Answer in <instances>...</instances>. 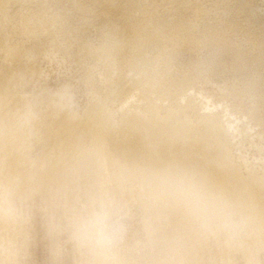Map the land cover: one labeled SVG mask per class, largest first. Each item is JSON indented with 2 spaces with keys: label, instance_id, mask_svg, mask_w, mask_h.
Returning a JSON list of instances; mask_svg holds the SVG:
<instances>
[{
  "label": "bare ground",
  "instance_id": "1",
  "mask_svg": "<svg viewBox=\"0 0 264 264\" xmlns=\"http://www.w3.org/2000/svg\"><path fill=\"white\" fill-rule=\"evenodd\" d=\"M65 1L81 26L109 28L98 45L87 39L77 46L78 54L93 63L84 69L93 96L85 111H75L57 95L39 116L21 89L22 67H13L14 60H24L26 71L36 78V51L17 50L4 27L18 32L24 25L23 34L36 43L42 23L55 17L46 0H0V264H12L18 256L14 248L22 222L15 202L36 198L48 207L60 204L69 214L67 225L77 235L83 264H124L126 251L112 250L114 237L106 229V216L114 207L139 209L150 249V254L145 251L147 264H207L212 252L220 254V263L234 264L230 253L239 251L248 253L247 264H258L255 254L264 248V172L258 177L248 168L245 175L235 165L233 115L216 111L206 97L193 92L191 77L175 81L169 61L172 45L190 46L199 39L231 54L228 46L219 45L214 11L208 13L210 8L200 7L197 0L190 13L188 0ZM246 2L216 1L215 11L238 19L246 14ZM186 13L197 22L187 20ZM259 25L261 30L249 38L254 63L264 62V22ZM44 26L40 33L53 43L59 38L56 29ZM12 67L16 71L9 75ZM102 68L105 76L99 79L96 73ZM31 138L44 145L37 157L31 154Z\"/></svg>",
  "mask_w": 264,
  "mask_h": 264
},
{
  "label": "rangeland",
  "instance_id": "2",
  "mask_svg": "<svg viewBox=\"0 0 264 264\" xmlns=\"http://www.w3.org/2000/svg\"><path fill=\"white\" fill-rule=\"evenodd\" d=\"M188 1L189 3H191L190 1H192L191 6L189 5L190 9L188 10V12L190 13L193 7L195 6V2L193 0H188ZM197 1L199 2V4L202 3L203 6L200 4V7L203 8L206 7L205 9L210 8L209 10L211 11L209 12V10H207L208 13H211L213 11L216 12L214 5L216 1L217 3L220 2V0H200L201 2L199 0ZM243 1L244 2L247 1L246 2L247 9H245L246 14L244 16H241V18H238L239 20L237 18L227 19L225 15H224L225 18H222V15L218 12L216 13L213 12V14L211 13L214 18L215 17L217 18L218 15L219 16L221 15L220 18L219 17L217 18V21L215 18L214 20L215 23L213 21L214 24H217L216 28L218 29V35H219L218 40L219 41L221 40L220 44L219 41H217L218 44L222 45L223 43L224 46H228V48L233 50L234 52L230 51L228 53V54L231 53L230 55H227L226 53L222 54L220 52L221 51L220 48L217 45L214 46L209 44L208 46L203 39L201 40L199 39L200 41L198 40V42H200V44L196 41L197 42L196 44L194 43L191 44L190 46L183 43H178V45H172V47H170L171 57L169 55V61L172 66L171 69H173L172 72H175L172 73L174 75L175 81L179 82L180 80H184L186 78L191 77L190 79H193L192 82L194 81L192 85L193 92H196L199 95L206 97L207 100L210 102V107L215 108L216 111L223 112L224 114L230 113L231 115H233V120L235 122V127L237 129V132L235 133V138H236L234 140L235 143H233V146H231L233 147L231 150L232 151L231 156L233 158V162L236 163L235 165L237 167L240 166L239 169H242L241 172H243V174L247 175L248 168L249 169L254 168L255 169V170L253 169L254 172L257 175H259L258 177H260L264 172V166H263L264 165L263 163L264 162V120H263L264 119V115H263L264 114V62L261 63L257 62L258 63L257 64L251 61L252 60L251 58L255 55L256 51L253 48L252 44L250 43L249 38H252L253 36L252 34L254 33L256 34L257 31L259 32L261 30L259 24L264 22V0H243ZM46 5L53 14L52 18L54 17L56 18L58 16L57 13L61 14L60 17H62L61 19L63 22L61 21V19H59L60 18L59 16H58L59 18L58 17L56 19L54 18L52 19V21H50L51 20L50 19L49 22H47L51 24V27H54L56 29L57 34L59 35L57 36L59 38L57 37L58 39H56L52 43L47 39L45 35L41 34L40 33L41 30H43L42 26L45 25L44 23H42L41 28L37 30L39 34L42 35V36L39 35V41L43 43H40L38 40L36 43H33L32 40L28 39L25 36V34H23V31L26 32L25 30H27L24 25L23 27L20 26L18 32H14L13 28L10 26H6V28L4 27V32L10 35L11 45H13L17 50H19L20 52L23 51L25 52V49L26 51H30V49L31 51H36L33 52L35 59L37 58L36 65L38 67L37 68L38 72L36 74V78L35 76H32L30 73L27 72L28 70L24 67L25 66L24 60L22 62L18 61V63L16 60H14L13 67L15 66L18 68L22 67L21 68L22 71L17 70L16 72L17 74H19V71H21L20 78L22 79L23 76L24 79L23 83L25 84H23L22 81L20 80L21 83L23 84L20 85L22 86L21 89H23L22 90L23 92L25 91V94L27 93L26 95L30 96L32 103L31 104L32 110L39 116L40 115L43 116L47 113L46 111L48 110L49 100H51L50 98L53 97L55 98L57 95H58L57 97L59 98H63L64 100L67 99L66 101L68 102V104L72 103L70 104V107L75 109V111L77 110L79 113H83L86 107L89 105L90 99L93 98V96L91 95V89L90 91H88L89 89L87 88V86L89 84L88 82H86L87 80L85 79L86 77L85 70L87 69V66H90L88 65L90 59L88 60V58L84 59L83 57H81L78 54L77 46L80 41H85L87 39H88L87 41H89L91 44L98 45L100 43V39L102 38V31L103 30L106 31L105 29H108L109 27L105 26L107 27L105 28L101 25L100 26L95 25L93 27L94 28L93 30V28L89 29L88 27L87 29V27L85 28V26H81L79 20L80 18L76 14V11L72 12L73 8L70 6L69 2L66 1L64 2V0L63 1L46 0ZM66 11L68 15L65 16L64 18V12ZM186 14H187L186 15L187 20L189 21L195 20V22H197V20L194 17H192L191 14L189 15L188 13ZM63 23L65 25H62ZM49 24H46L45 26H48ZM96 26H98L101 29L96 28ZM61 40L64 42H62ZM201 41L204 43H202ZM65 48L69 52H67ZM236 50H238L240 53L242 52L240 56L236 54L237 53ZM220 53L221 55H219ZM79 57L85 62V65L83 64L84 62ZM1 63L4 62L3 59L0 58V64ZM90 64L93 65L92 62H90ZM82 65H84V67ZM2 67L3 66L0 65V68ZM13 67L10 68L12 69V72H10L9 75L15 73L16 69H14ZM99 70L101 69L97 70L96 75L99 73L100 75L99 74L98 75L100 76V78L98 75L97 78L102 79L101 77L105 76L104 73L105 71L103 68L101 71ZM17 74H15L14 77H16ZM184 76L187 77L184 78ZM13 79L15 80V78ZM254 91L255 93H253ZM60 95L65 97H61ZM174 107L176 106L174 105ZM112 108H113L112 110H114L116 113L117 108L116 107H112ZM44 109L47 110L44 111ZM256 122L259 123L257 124ZM238 128L239 130L244 128L246 129V133H247L245 135L246 137L244 136V134L241 135L242 132H240L241 130L238 131ZM29 143L31 144L32 157H34V155L36 157L39 156L41 151L44 150L43 147L44 145L42 144V141L39 142L38 140L37 142L34 138L33 139L31 138V140H29ZM41 147L43 148V150ZM32 201L28 199L26 200V202L25 201L19 202L18 200L17 202H15L17 211L19 212L21 211L20 221L22 222L21 225L22 231L20 233V236L19 234L16 236L17 242L15 243L17 245L15 246V243L13 245L15 246L14 251H16V254H18V256L17 257L15 256L16 260L12 264H17V263L18 264H83L79 252L76 251L77 240H78L76 237L77 235L76 236L75 234L73 235V233L75 232H73L72 229L69 227V225H67L69 223L68 220L66 219L68 218L67 215L69 214L67 213L65 214L63 206L59 204L60 206L57 205L58 207L55 206L56 208L54 207L52 208L51 206L48 207L45 206L46 204L43 201L40 202L39 198H36V200L34 199ZM78 202L80 205H82L81 208H83V205H85L84 199L80 198ZM21 203H23L24 205ZM42 207L46 208V210L44 209L42 210L41 209ZM47 207L49 209H47ZM135 208L137 209V211ZM51 209L54 210L52 211ZM96 211L98 213H103V210L100 206H96ZM138 211L139 209L137 207H133V208L131 207L130 210L129 208L128 209L123 208L120 209V211L114 207L110 211L111 214H108V216H106L107 217L106 229L108 231V235L114 237V239L111 238L112 239L110 243V245L112 246L111 248L112 250L114 249V251L117 250L116 252L126 251L125 252L126 256L124 258L126 264H132V263L147 264L150 261L148 260L150 258V255H147L146 253L148 252L150 254V249L147 243V236L143 230V225H142L143 223L141 222L142 219L141 213L140 211L139 212ZM22 214L24 216L23 218H22ZM52 222L54 223V226ZM56 225L58 226V228ZM54 227L55 229L53 230ZM117 228L119 230H117ZM26 237L27 239L22 240L23 238ZM136 241L138 242L136 243ZM145 243H147V245ZM18 244H22V245H18ZM130 247L132 249H130ZM214 249L215 247L213 246V250ZM242 252L244 251L230 253L233 262H235L236 264H240V263L245 264L247 262L246 259L249 258V256L247 255L248 253L245 254V256L247 255L245 257ZM216 253L217 254H215V252H212L211 253L212 255L208 256L207 255L208 253L205 255V257L208 256L206 260L207 264H210V262L211 264H216V263L223 264L220 263L221 260L220 254L218 252ZM137 254L139 257H137ZM142 254L145 257H143ZM257 254H255L256 255L255 257H256V261L259 260L258 264L261 263L264 264V248L260 250L259 253ZM145 260L148 262L146 263Z\"/></svg>",
  "mask_w": 264,
  "mask_h": 264
}]
</instances>
